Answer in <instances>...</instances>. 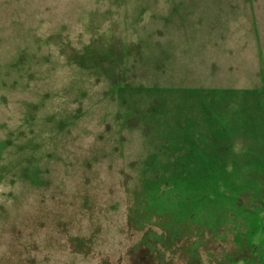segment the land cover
Returning a JSON list of instances; mask_svg holds the SVG:
<instances>
[{"label": "rangeland", "instance_id": "obj_1", "mask_svg": "<svg viewBox=\"0 0 264 264\" xmlns=\"http://www.w3.org/2000/svg\"><path fill=\"white\" fill-rule=\"evenodd\" d=\"M157 212L264 264V0H0V264H134Z\"/></svg>", "mask_w": 264, "mask_h": 264}, {"label": "flooded vegetation", "instance_id": "obj_2", "mask_svg": "<svg viewBox=\"0 0 264 264\" xmlns=\"http://www.w3.org/2000/svg\"><path fill=\"white\" fill-rule=\"evenodd\" d=\"M158 215H161L162 218V222L163 224L161 225L158 221L157 222H153V224L158 225L159 227L162 226V229H166L168 228V230L170 229L169 227H171V222L167 225L164 224V222L166 220L164 216H162L161 213L157 212ZM157 213L156 216H157ZM152 216V215H151ZM160 217V216H159ZM149 220L145 223V224H149ZM164 220V221H163ZM169 221V220H168ZM170 222V221H169ZM152 223V222H151ZM165 226H167L165 228ZM167 230V229H166ZM167 230V231H168ZM187 234H190V232H188ZM173 235V236H172ZM182 238L183 234H170V230L168 231V235L165 237L163 236H158L157 234H155L152 230H147V232L145 233L143 239H142V245H143V249L140 252V255L138 257V260L134 262V264H175L176 260L173 259V256L175 254L176 259L179 261V258H181V264H200V262L196 263V254H197V249H198V245L201 244V242L196 241L190 243L188 240H190V238L188 237L186 239V241L188 242L186 244V247H188L190 250L188 251V253L184 252L183 250H178L177 252L172 251L170 248L171 246L174 244V239L175 238ZM173 238L172 242H169L171 239ZM198 244V245H197ZM256 246H251V254L252 255H248L249 247L247 243H241V247L240 250L238 252V255L236 257H232L231 261L235 262L236 264H252V262L254 261L255 258V254L253 253V248H255ZM185 251V250H184ZM167 254H172L171 259H167ZM183 261V262H182Z\"/></svg>", "mask_w": 264, "mask_h": 264}]
</instances>
